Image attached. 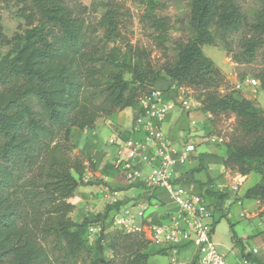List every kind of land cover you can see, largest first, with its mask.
Wrapping results in <instances>:
<instances>
[{
    "label": "trees",
    "instance_id": "obj_1",
    "mask_svg": "<svg viewBox=\"0 0 264 264\" xmlns=\"http://www.w3.org/2000/svg\"><path fill=\"white\" fill-rule=\"evenodd\" d=\"M105 1L103 13L90 21L79 2L0 0V10L17 7L24 25L8 37L0 16V44L12 46L0 58V264H148V239L113 225L116 230L106 229L118 203L79 221L70 216L84 168L73 153L72 129H91L98 118L126 107L137 116L140 98L159 79L206 89L203 113L234 114L240 135L226 144L222 164L242 175L264 173V111L247 98L211 91L223 75L202 49L238 33L239 59L253 60L264 45V0L252 22L242 0H189L192 37L175 42L174 61L159 70L144 50L123 40L120 6ZM148 19L154 32L168 27L167 18ZM256 77L264 90V63ZM262 196L264 183L245 192ZM91 226L98 230L90 241Z\"/></svg>",
    "mask_w": 264,
    "mask_h": 264
},
{
    "label": "rangeland",
    "instance_id": "obj_2",
    "mask_svg": "<svg viewBox=\"0 0 264 264\" xmlns=\"http://www.w3.org/2000/svg\"><path fill=\"white\" fill-rule=\"evenodd\" d=\"M120 6V11L123 13L121 17V33L123 40L129 44L138 47L146 52L148 60L151 65L159 70L165 62H173L176 55L175 42L186 41L192 37V31L189 26V0H113ZM72 5L79 2L87 7L85 17L90 21H95L103 13L105 7L103 6L105 0H66ZM241 9L247 16L250 22L258 19L261 15V6L258 0H242L240 2ZM16 6L10 5L7 8L0 10L1 24L3 32L11 37L15 32H21L24 28L23 21L16 15ZM153 15L157 18H167L168 27L163 32H154L150 26L148 16ZM238 33L227 37L226 41H220L218 45H203L202 49L205 55L210 57L215 65L219 68L223 75V79L210 90H214L218 94H233L238 98H247L252 100L256 107L264 111V90L260 87V81L256 77L257 72L262 68L264 63V45L257 51L256 57L251 61L239 59L240 52L237 45ZM124 49H122L123 51ZM12 51L11 45L0 44V58L9 55ZM163 74V72H161ZM246 78H255L258 80V85L255 88H249L243 85L241 90H235V83ZM193 96L201 101L205 97L206 89L191 88ZM254 89V90H253ZM202 109V108H201ZM182 112L175 108L166 113L162 124V131L165 134L168 142L175 147H179L185 140L189 143H198L194 154H216L217 147L211 143L200 142L199 136L203 131H210L213 129L217 134L224 139V144H228L234 138L239 137L237 129V120L231 112H217L212 114L210 121L204 120L202 110ZM124 113L131 117L132 107L122 109ZM117 112V111H116ZM193 113V114H192ZM195 123H191V121ZM206 127L199 132L196 129L200 128L202 124ZM105 128L100 125V129ZM202 128V127H201ZM196 132V133H195ZM107 142V141H106ZM109 146H112L109 144ZM223 150L224 148L221 147ZM80 157L79 154H76ZM127 155V152L124 153ZM192 160L189 159L188 161ZM186 161L183 167L200 163V159H193L190 163ZM257 164V163H255ZM205 168L210 169L209 164H205ZM219 166V165H217ZM221 167V166H219ZM197 178L206 176L204 169H199ZM232 179L237 183H242L245 176H249L247 181L239 188L237 193L230 194L222 202L227 216L221 215V211L214 210L215 225L212 232V240L216 244L217 250L225 255V261L228 264H237V260L246 264H258L254 261L255 257H261L262 253L254 254V248L259 249L264 241L261 230L264 229V213L260 216L249 218L241 216L243 212L250 213L256 209L253 199L245 197V191L258 183H264V173L259 171L250 172L242 175L235 170L230 169ZM110 178L116 177L117 180L123 183L127 181L114 169L108 172ZM82 184V182H80ZM84 184V183H83ZM188 187L187 184H185ZM87 187V186H86ZM83 189V187H79ZM190 190V189H189ZM191 191V190H190ZM135 193V190H129L128 194ZM205 200L211 206L217 203L218 200L208 196L203 192ZM224 196V195H222ZM236 197H240L241 205L237 204ZM260 204L263 205L264 210V196L258 198ZM164 201L163 209H170V199L165 192H157L150 198V202ZM120 209L130 207L135 209L136 206L131 200L119 204ZM107 206V205H106ZM172 206V205H171ZM135 207V208H133ZM215 208V206H214ZM88 212L89 210L86 209ZM86 210L84 212H86ZM115 208H110L106 220L107 231L116 230L111 224V217L114 214ZM152 211L151 205L145 209L144 214L147 216ZM152 249L157 250V247L150 245ZM196 248L193 245H188L177 249L174 253L167 250V253H152L149 256L148 264H175L171 262V257H175L177 262L182 264H189Z\"/></svg>",
    "mask_w": 264,
    "mask_h": 264
},
{
    "label": "built area",
    "instance_id": "obj_3",
    "mask_svg": "<svg viewBox=\"0 0 264 264\" xmlns=\"http://www.w3.org/2000/svg\"><path fill=\"white\" fill-rule=\"evenodd\" d=\"M258 83L255 78H246L237 81L234 88L241 90L243 85L255 88ZM139 108L140 112L134 119V130L142 131V138L111 136L107 139V143L116 148L113 168L127 183L140 182L146 194L165 192L178 209L153 221L144 214L147 208L144 198L140 201L132 195L130 200L136 208L125 207L121 210L119 205L111 217L112 225L126 233L142 234L157 249H169L175 253L181 247L195 246L196 251L189 264H228L225 255L217 250L212 240L214 207L206 202L203 193L190 191L178 172L194 156L196 144L185 140L179 147H175L168 142L162 131L167 112L175 108L185 113L197 111L202 108V102L193 96L190 87L173 84L165 89L152 88L140 98ZM203 117L207 122L212 114L204 112ZM206 124H202V129ZM198 136L201 143H224L223 137L213 129L203 131ZM116 203V197L108 201L110 205ZM97 230V226L89 227L90 241ZM261 249L264 252V246ZM252 252L256 253L257 249L254 248ZM171 262L182 264L175 257H171Z\"/></svg>",
    "mask_w": 264,
    "mask_h": 264
},
{
    "label": "crops",
    "instance_id": "obj_4",
    "mask_svg": "<svg viewBox=\"0 0 264 264\" xmlns=\"http://www.w3.org/2000/svg\"><path fill=\"white\" fill-rule=\"evenodd\" d=\"M154 85L155 88L165 89L168 87L169 81L168 79L162 78L157 80ZM135 116L134 109L132 110L131 117L129 119L123 110H119L109 116L98 118L95 126L91 129H72V141L74 144L73 153L80 155V158L83 160L84 167L83 173L80 177L82 184L78 185L74 195L70 198V201L74 204V209L70 213V216L74 220L79 221L82 217H84L86 215V212H84L86 209L89 210V216L97 213H103L106 205H109V199L112 197H116L118 199V204H122L130 201L132 195L140 201L144 198L147 202V208L151 205L152 211L147 215L150 220H160L165 217L167 212L177 211V206L172 202L170 203V209L167 210L163 209V204H165L164 201L155 202L153 204L150 202V198L153 194H157L159 191L146 194L140 182H134L131 184L123 183L117 180L116 177L110 178L108 175V172L114 169L113 161L115 158L116 148L113 145L109 146L106 142L107 139L111 136H118L121 138H142L144 135L142 131L134 130ZM100 125L105 128L100 129ZM201 129L202 128L200 127L196 129V131L199 132ZM195 135L198 136V134ZM196 145H198V143H196ZM215 146L217 147L216 154H212L211 156L203 154V152L200 153V155L194 154V156H192V160L188 162L192 163L193 159L197 158L200 159V163L197 165H189L188 167L181 166L178 169V172L181 175L183 182L188 185L187 188L191 191L198 193L204 192L208 196H211L207 193V190H209L210 192H219L224 195L213 205L215 206L214 210L221 211V215L226 217L227 213L222 202L230 194L238 196L237 193L239 188L247 181L249 176H245L243 182L237 184L232 179L233 176L230 174V169L226 168L221 161L222 158L227 157L226 145L222 143ZM221 147L224 149L222 150ZM204 163L209 164L211 166L210 169L205 168ZM199 169H204L206 171V176L201 179L195 177L199 174L197 173L199 172ZM145 170L146 169H144V171ZM76 177L78 178L77 175ZM80 186L83 187V189H79ZM129 190H135L136 194H128ZM249 199L254 200L256 209L250 213L243 212L240 215L254 218L263 214V205L260 204V201L254 198ZM236 201L238 205L242 204L240 197H236ZM261 231H263L262 236L264 238V229ZM262 246H264V241L262 242L261 247ZM261 247L257 249L256 252L262 253L261 257L254 258V261L258 262V264H264V252ZM146 251L150 254L156 253L155 249H152L150 246L147 247ZM246 262L247 261L245 260L243 262L237 260V264H246Z\"/></svg>",
    "mask_w": 264,
    "mask_h": 264
},
{
    "label": "water",
    "instance_id": "obj_5",
    "mask_svg": "<svg viewBox=\"0 0 264 264\" xmlns=\"http://www.w3.org/2000/svg\"><path fill=\"white\" fill-rule=\"evenodd\" d=\"M75 184H77V181H75Z\"/></svg>",
    "mask_w": 264,
    "mask_h": 264
}]
</instances>
